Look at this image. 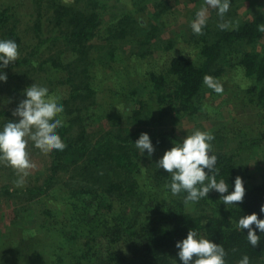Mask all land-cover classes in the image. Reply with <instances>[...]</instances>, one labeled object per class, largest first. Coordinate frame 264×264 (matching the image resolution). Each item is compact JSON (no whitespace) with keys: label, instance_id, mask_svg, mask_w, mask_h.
<instances>
[{"label":"trees","instance_id":"1","mask_svg":"<svg viewBox=\"0 0 264 264\" xmlns=\"http://www.w3.org/2000/svg\"><path fill=\"white\" fill-rule=\"evenodd\" d=\"M35 1L44 5L37 9L33 23L54 35L44 41L64 43L78 59L74 70L61 81L68 88L61 100L67 120L57 132L65 149L47 154L50 165L42 183L21 190L3 186L0 193V198L7 199L38 194L50 198L49 203L64 206L63 210H53L45 207V202L36 213L29 198L26 209L33 211V217H28L25 210L14 211L15 228L20 229L25 220L35 227L36 242L30 240L25 249L33 255L37 252L38 259L39 251L30 246L36 248L56 237L67 252L61 255L54 249L50 253L47 248L48 256L41 259L46 264H181L175 245L195 229L224 247L227 264H238L245 255L250 264L264 263V234L257 230L260 242L254 248L245 237L247 230L244 236L235 227L243 215L256 213L264 219L260 213L264 205V171L261 179L252 183L244 165L263 148L259 137L246 136L241 142L236 138L230 156L222 150L212 153L218 157L217 180L223 178L229 187L237 176L244 181L245 197L236 207L226 208L213 191L195 203V213L187 212L184 194L172 196L167 187L170 176L159 171L152 159L158 155L156 152L169 150L173 141L179 142L171 126L182 118L194 117L201 110L206 91L214 93L203 84L206 75L221 83L231 69L241 70L250 82L242 91L244 97H250L255 107L264 111V8H253L250 17L244 18L236 12L237 2L231 3L223 20L218 17L219 22L207 23L202 34L188 37L198 49L199 64L183 55L172 57L162 72L147 76L141 94L139 89H130L127 101L131 107L125 115L117 117V122L99 136H91L88 130L95 110L94 90L87 63L79 62L83 56L85 59L89 47L96 46L93 63L122 74L123 70L114 68L126 57L125 48L130 47V57L136 58L171 52L179 38L163 36L168 30V16L177 14L174 5L179 1L131 0L129 12L122 11L118 0L111 4L100 0H73L71 4L62 0ZM195 2L184 1L185 5ZM214 14L212 10V19ZM219 23L229 27L222 31ZM0 32V39H12L19 48L18 21L9 8L0 12ZM57 67L64 68L61 64ZM150 102L157 106L155 117L145 111ZM142 132L149 134L155 148L150 159L147 153L141 156L132 144ZM143 169L158 188L167 189L163 198L145 194L137 179ZM63 175H70L73 182L63 185ZM22 244L15 249H21Z\"/></svg>","mask_w":264,"mask_h":264},{"label":"rangeland","instance_id":"2","mask_svg":"<svg viewBox=\"0 0 264 264\" xmlns=\"http://www.w3.org/2000/svg\"><path fill=\"white\" fill-rule=\"evenodd\" d=\"M64 4H71L73 0H62ZM113 0H100V2H109ZM179 4L174 5L176 15L168 16V30L164 34V39H171L175 37L177 45L168 53H155L151 57L136 58L130 57V47L122 57L121 61L116 63L115 70H123L122 74H117L115 71L105 69L93 63L95 55L93 54L96 46L89 47L86 57L79 62L81 65L87 63L88 72L91 78V87L94 90V113L91 115L89 123L91 127L88 132L91 136H99L105 130L110 129L117 117L125 115L129 111L127 97L130 89L140 90L144 87L147 76L150 73H160L166 67L170 59L174 56L183 55L190 58L196 65L200 63V55L194 43L188 40V37L193 34L190 28V21L194 18L195 13L204 5V0H196L195 3L185 5V0H178ZM237 2L236 12L238 16L244 18L250 17V12L253 8H264V0H231V3ZM115 0L113 1V3ZM131 0H118L117 4L122 11H130L132 9ZM43 3H37L35 0H0V12L3 8H9L12 14L18 21V34L21 38V43L18 48L19 57L17 61L19 65L10 64L5 72L7 74V82L0 83V127H2L8 120H12V112L16 109L19 102L24 99L23 90L31 86L33 83L46 84L51 93L58 95L61 100L67 93V87L62 85L68 73L74 70L78 57L62 42H48L44 41L49 37H53V33L49 29L41 26H35V13ZM217 14L213 15L210 10L208 24H217ZM1 35V32H0ZM198 36V35H197ZM97 44V43H96ZM95 44V45H96ZM128 57V58H127ZM132 59V60H131ZM131 60V61H130ZM130 62V66L128 63ZM61 64L64 68H59L57 65ZM60 82V84H59ZM249 80L245 79L241 70H233L226 75L221 84L223 85V92L221 94L206 91L202 98L201 110L194 117L182 118L178 124L172 125L171 130L178 141H181L187 134H191L195 130L207 131L214 136L212 143V153L222 150L227 152L230 156L234 149L233 143L241 142L246 136L251 138L259 137L262 140L263 148L257 155L249 157L247 162H244L250 182L259 181L264 171V111L255 107V104L250 100V97H244V91L250 84ZM143 84V86H142ZM207 88V87H206ZM150 117H155L158 114L157 106L150 102L145 109ZM110 113V114H108ZM63 124L67 117L64 112L60 114ZM235 142V143H236ZM31 153V160L34 167L27 171L24 176V182L17 184L16 181L19 176L10 167L4 166L0 163V193L3 186L11 187L13 189L21 190L33 185L42 183L48 174L50 160L47 154L42 153L38 148L32 145L29 141L27 145ZM232 151V152H231ZM158 155L152 157L157 162L164 153L156 152ZM162 173L164 170H159ZM137 179L146 191L147 196L164 197L167 189L158 188L157 182L149 177L143 169ZM36 180L38 182H36ZM73 182L70 175H63L62 184L66 185ZM33 206L32 209L39 213L42 205L53 210H63L62 203L52 202L50 198H41L38 194L30 196H17L12 199L5 197L0 198V262L2 264H46L41 259H46L48 256V249L50 253L60 250L61 255H65L67 249L60 244L59 240L54 237L51 240H44L41 246L35 248V245L30 247L35 251H39L40 257L38 259L25 249V244L36 241L35 228L25 220L20 229L13 225L17 222V217L14 211H23L33 217V211L27 208V199ZM41 198V199H40ZM138 210L140 206L138 205ZM185 210L190 213H195V204L185 205ZM211 210V209H209ZM116 211H121L116 207ZM17 214V213H16ZM23 242L21 249H15ZM21 254V256L19 255ZM69 259H66L68 261ZM255 262V261H254ZM251 264H264L260 261Z\"/></svg>","mask_w":264,"mask_h":264},{"label":"clouds","instance_id":"3","mask_svg":"<svg viewBox=\"0 0 264 264\" xmlns=\"http://www.w3.org/2000/svg\"><path fill=\"white\" fill-rule=\"evenodd\" d=\"M230 5L231 0H204V5L190 21L193 34H202L207 26L210 10H214L223 20ZM228 27L227 23L218 24L222 31ZM18 57V44L12 39H0V83L7 82L5 69L16 62ZM203 84L217 94L224 90L223 85L212 76L206 75ZM23 96L24 99L12 112L13 119L0 127V163L22 174L16 181L17 184H22L27 171L34 167L30 158L31 153L27 148L29 141L45 154L63 151L66 147L57 132L58 128L63 127L60 114L64 112V106L61 98L51 93L46 84L37 83L26 87ZM213 140L214 136L210 132L195 130L181 141H173V146L164 152L155 166L170 176L167 187L172 196L184 194L185 205L198 203L208 198L209 193L214 191L220 195L219 201L226 208L236 207L245 197L244 181L237 176L234 184L229 187V183L223 178L217 180L218 157L212 154ZM132 144L141 156L147 153L149 159L155 152L150 136L146 132H142ZM260 213L264 214V205L261 206ZM235 227L242 235L244 230H247V235L244 236L255 248L260 242L257 230L264 234V219L258 218L256 213L243 215ZM175 247L178 249L177 256L181 264H227L224 247L200 235L195 229H190L186 238L178 241ZM238 264H250L249 257L243 256Z\"/></svg>","mask_w":264,"mask_h":264}]
</instances>
